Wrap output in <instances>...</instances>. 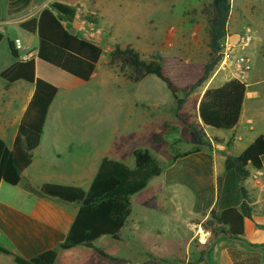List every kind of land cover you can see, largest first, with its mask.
Masks as SVG:
<instances>
[{
	"label": "crops",
	"instance_id": "crops-1",
	"mask_svg": "<svg viewBox=\"0 0 264 264\" xmlns=\"http://www.w3.org/2000/svg\"><path fill=\"white\" fill-rule=\"evenodd\" d=\"M126 1L130 2V0ZM53 3L75 8L76 16L71 20H65L64 24L75 29L80 37L99 45L103 54L106 52L108 56L116 42L118 30L116 24L121 21L123 7L120 0H0V34L3 35L0 47L4 41L8 43L10 40L15 43L18 52V59L12 56L13 59L9 60L5 67H0V74L14 62L21 60L23 56L31 55L35 58L36 76L56 86L59 89L57 97H60L63 89H70L73 85L84 81L38 58V35L28 34L20 28L23 22L38 18L42 11ZM127 6L129 7V4ZM93 13L97 16L92 26L83 18H89V15ZM141 26L139 22L135 25V40L143 36H152L151 32L148 33ZM126 32L131 34L129 31ZM18 40L20 48L16 45ZM102 42H104L103 46ZM252 44L247 48V52L252 59L253 67L248 74L247 92L237 126L226 130L227 134L207 133V129L212 127L204 126L199 117L200 100L206 89L225 83L219 79L212 86L211 83L215 78L212 77L201 88L197 107L200 131L203 130L205 133L203 139L205 142H210L212 146L202 147L201 151L187 156L183 154L189 151L179 153L178 156H183L176 160L174 155L172 167L161 174H164V178L156 181L163 193L171 194L169 198L177 196L179 201L188 203L189 215L182 216L191 234L188 246L202 228V223L219 203L223 204L222 208L232 205L239 207L242 202L241 189H244L247 202L253 210L252 218L245 219L243 239L254 246L264 245V155L261 158L262 176H258L257 170L250 168V175L241 180L234 171H227L225 166L228 156H239L257 137L264 136V51L262 53L257 51L255 42ZM103 57L102 55L99 63ZM57 76L64 78L66 82ZM95 76L96 73L93 77ZM68 77L78 83L72 84ZM34 92L35 86L31 83L23 80L8 83L0 76V140L4 141L9 149H12L14 145ZM102 110L105 115L104 106ZM59 114L60 112L53 113L50 107L40 145L33 152V162L23 172L21 183L13 186L17 192L8 193V188L5 186L8 184L0 182V245L14 249L27 260L47 250L55 249L64 242L80 208L77 203H67L57 198L39 195L37 192L41 186L52 183L79 187L88 191L102 159L108 157L107 154H95L90 144L83 142L75 144L72 139L62 141L65 131L58 128ZM47 126L49 142L43 144ZM195 143L196 145L190 151L197 147V137ZM109 158L126 162L116 157ZM132 163L129 165L133 166L134 163ZM140 224L141 218L131 212L126 226L121 231V240L104 236L96 241L95 246L116 258L115 261L101 256L94 249L79 246L70 250H60L55 264H136L137 260L132 259L131 252L136 249L137 246H134L136 243L144 242L139 232ZM157 233L161 236L163 229L159 228ZM210 236L209 233L205 239L208 241ZM138 238H140L139 241ZM109 243L113 248L112 251L104 247V244ZM211 248L219 251L215 264H241L259 257L260 264H263L264 254L239 257L229 245L224 242L218 244L217 241ZM121 250L128 252L121 254ZM254 252L259 251L252 253ZM72 256L74 259L70 258ZM152 257L146 254L140 259L139 264H152ZM0 260V264H16L11 256L4 254H0ZM194 264H210V262L205 260Z\"/></svg>",
	"mask_w": 264,
	"mask_h": 264
},
{
	"label": "rangeland",
	"instance_id": "rangeland-1",
	"mask_svg": "<svg viewBox=\"0 0 264 264\" xmlns=\"http://www.w3.org/2000/svg\"><path fill=\"white\" fill-rule=\"evenodd\" d=\"M209 2L210 0H130L128 3L120 0L123 14L121 21L116 24L118 30L113 46L117 44L126 47L132 44L147 60L162 55L204 63L210 55L207 18L203 12ZM138 22L152 36L135 40L134 29ZM247 35L252 38L250 46L255 42V49L262 53L264 0H232L222 60L203 86L212 77H215L212 86L219 79L226 82L235 78L233 62L242 53L238 45ZM8 46L7 41H4L0 47L1 68L13 59ZM226 55L228 58L224 63ZM103 56L95 77L88 82L73 85L70 89H63L62 95L51 106L53 113L60 112L58 128L65 131L62 141L72 139L75 144H90L95 154H107L108 157L125 160L128 165L134 163L132 152L135 149H145L152 153L163 172H166L172 167L174 155L190 151L196 145L195 132L205 138L197 121V107L203 86L189 93L179 92L177 96L184 99V104L178 109L175 96L156 76H148L138 83H132L127 78L128 70L122 72L120 65L110 66L108 54L104 52ZM57 77L66 82L64 78ZM48 130L47 126L43 144L49 142ZM217 132L227 134L226 130L207 129L210 135ZM162 178L164 174L153 178L146 189L132 197V213L141 218L139 232L144 239L143 243H136V249L131 252L132 259L137 260L136 264L146 254L153 256L152 264H194L205 260L215 264V258L219 254L218 250L211 248L215 241L218 244L226 243L239 257L264 254V250L252 253L251 249L231 241L226 235L218 239L210 229L203 226L188 246L191 234L182 218L189 215L188 203L179 201L177 196L169 198L171 194L163 193L156 182ZM5 186L8 193L17 192L15 187ZM222 205L219 203L216 207L217 213H220ZM210 219L209 214L203 223ZM213 225L219 234L225 228L215 223ZM159 228L163 229L161 236L157 235ZM209 233L211 236L207 241L205 238ZM104 247L108 251L113 249L110 243L104 244ZM125 251L128 252L121 250V254ZM70 258L74 259L73 256Z\"/></svg>",
	"mask_w": 264,
	"mask_h": 264
},
{
	"label": "trees",
	"instance_id": "trees-1",
	"mask_svg": "<svg viewBox=\"0 0 264 264\" xmlns=\"http://www.w3.org/2000/svg\"><path fill=\"white\" fill-rule=\"evenodd\" d=\"M232 0H210L203 10L207 18L209 36V59L204 63L188 62L181 57L156 55L144 59L132 45H115L109 55V65H120L122 72L128 70L127 78L138 83L148 76H156L163 81L175 96L180 109L184 99L178 98L182 91L192 92L202 87L215 72L223 56L224 40L231 14ZM76 16V9L61 3H53L42 11L38 18L23 22L20 28L28 34H37L39 47L37 57L84 81H90L96 73L103 55L102 48L78 34H70L72 28L64 24ZM3 35L0 34V43ZM11 55L18 59L15 43L8 41ZM0 76L8 83L26 81L35 86L33 98L20 124L12 149L0 140V182L17 186L22 181L23 172L33 162V152L39 147L44 132L49 109L56 99L59 89L36 76L35 58L17 60ZM72 84L78 81L67 78ZM247 85L231 79L218 87L205 90L199 103V117L204 126L220 130H231L240 121ZM197 147L183 154L190 155L211 147L198 132ZM175 155V160L181 156ZM264 136L261 135L239 156H228L227 171H234L241 180L250 175V168L262 170ZM134 164L105 157L88 191L79 187L45 183L37 192L43 197L57 198L67 203H77L80 208L64 242L55 249L47 250L32 259H25L14 249L0 245V254L11 256L16 264H55L60 250H70L84 246L94 249L101 256L117 260L95 243L104 236L121 240V231L131 215V199L147 188L149 182L161 176L163 168L152 153L145 149L133 151ZM242 202L237 206L222 208L220 213L212 210L211 219L202 226L210 229L214 236V223L225 228L226 238H243L245 219H251L253 210L247 202V195L241 189ZM211 264V263H210ZM239 264V263H237ZM241 264H260L259 259L247 260ZM264 264V256H263Z\"/></svg>",
	"mask_w": 264,
	"mask_h": 264
},
{
	"label": "built area",
	"instance_id": "built-area-1",
	"mask_svg": "<svg viewBox=\"0 0 264 264\" xmlns=\"http://www.w3.org/2000/svg\"><path fill=\"white\" fill-rule=\"evenodd\" d=\"M89 16H90L89 18L84 17L83 19L89 21L90 24L93 26L95 23L94 18L97 16V14L93 13V14H90ZM251 41H252L251 36L247 35L246 37L242 38L240 44L238 45L242 53L233 62L234 67H235L234 70L236 73L234 76L235 77L234 79L240 80L241 82H244V83L247 82L248 74L251 72L252 67H253L252 59L247 53V48L250 46ZM16 45L20 48L19 40L16 41ZM30 58H32L31 55H25L21 58V61H27ZM227 58L228 57L226 55V57L224 58V63H226ZM256 174L258 176L263 175L261 170H257Z\"/></svg>",
	"mask_w": 264,
	"mask_h": 264
},
{
	"label": "water",
	"instance_id": "water-1",
	"mask_svg": "<svg viewBox=\"0 0 264 264\" xmlns=\"http://www.w3.org/2000/svg\"><path fill=\"white\" fill-rule=\"evenodd\" d=\"M70 34L76 35V30L75 29H71L70 30ZM222 235H225V234L223 233V234L218 235V239H220ZM230 240L233 241V242L242 244V245L248 247L249 249H251L253 251H260V250H263L264 249V245L263 246H254L252 244H249L243 238H230Z\"/></svg>",
	"mask_w": 264,
	"mask_h": 264
}]
</instances>
